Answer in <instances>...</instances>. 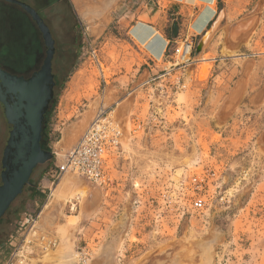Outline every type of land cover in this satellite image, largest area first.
<instances>
[{
    "label": "rangeland",
    "instance_id": "rangeland-1",
    "mask_svg": "<svg viewBox=\"0 0 264 264\" xmlns=\"http://www.w3.org/2000/svg\"><path fill=\"white\" fill-rule=\"evenodd\" d=\"M18 1L50 28L59 86L47 119L45 149L53 156L34 169L0 220V264L12 237L23 238L25 214H41L49 202L44 219L54 225L37 228L58 244L44 250L35 241L29 264H264V0H224L222 24L198 56L202 35L190 62L164 57L154 68L143 65L127 34L135 20H146L150 0L111 7L109 25L86 19L71 0ZM228 14L256 20L235 34L233 25L244 18L226 25ZM38 40L44 48L31 14L0 0L2 58L13 62L19 47L29 43L35 51ZM103 110L123 134L103 184L68 172L52 186L59 154ZM83 120L85 128L65 147L67 129ZM9 129L0 106V184ZM65 178L75 182L72 190L58 191ZM29 186L42 195L32 199Z\"/></svg>",
    "mask_w": 264,
    "mask_h": 264
},
{
    "label": "water",
    "instance_id": "water-1",
    "mask_svg": "<svg viewBox=\"0 0 264 264\" xmlns=\"http://www.w3.org/2000/svg\"><path fill=\"white\" fill-rule=\"evenodd\" d=\"M8 1L21 5L33 16L43 32L49 49L42 69L28 79L23 76L12 75L0 69V78L2 79L3 87L6 88V93L9 94V97L14 100V104L12 106L7 104L6 109L7 119L12 126L10 138L2 160L0 220L7 213L14 200L22 194L25 186L30 183L34 169L53 156L50 150L42 147L41 139L45 112L53 96L54 76L52 74V59L55 52L54 39L49 27L32 6L18 0ZM222 12L224 13L223 18L218 22ZM224 17L225 11L222 10L211 27L202 35L197 45V56L203 51L211 36L222 24ZM245 20L250 22V25L247 28H243L242 31L252 27L255 23L256 16H251L242 21ZM240 22L233 25V29ZM238 86V89L233 94L236 95L235 98L240 94L242 81H240ZM1 90L2 88L0 87V97L4 100V95H2ZM233 95L231 99L234 98Z\"/></svg>",
    "mask_w": 264,
    "mask_h": 264
},
{
    "label": "crops",
    "instance_id": "crops-1",
    "mask_svg": "<svg viewBox=\"0 0 264 264\" xmlns=\"http://www.w3.org/2000/svg\"><path fill=\"white\" fill-rule=\"evenodd\" d=\"M71 1L78 13L83 11V14L86 15V19L93 20L98 23L102 22L103 24L107 22V25H109L111 21L109 20L111 7L117 6L121 3V1L125 0ZM150 1L153 2L154 7L150 8L149 11L144 14L146 16V20H135L129 25L127 34L129 35V39L132 44L140 51L143 57V65L146 63L150 65L151 68L152 66L154 68L157 65V62L163 60L166 56L170 43L175 41L179 42L188 36H193L194 41L198 40L199 36L203 35L216 20L222 9V3L224 0ZM105 17L107 20H105ZM230 17L228 14V19L230 20H227L226 25H228V23H234L237 20L240 21L243 18L248 19L251 16H248L247 14L244 17L234 20H231L232 17ZM146 69L150 73V69ZM140 80L141 77L138 78V81ZM125 96L123 98L119 96L118 99L121 98L119 102L130 98L129 95ZM133 102L135 109L136 99H134ZM50 188L52 189V186H50ZM51 195L52 194L49 195L48 199H50ZM49 204L50 202L45 205L40 214L38 223L42 229H51V225H54V221H52V219H44V211ZM61 209L62 207L57 208L55 212L57 215H55L56 219L54 220H58L59 215L62 212Z\"/></svg>",
    "mask_w": 264,
    "mask_h": 264
},
{
    "label": "built area",
    "instance_id": "built-area-1",
    "mask_svg": "<svg viewBox=\"0 0 264 264\" xmlns=\"http://www.w3.org/2000/svg\"><path fill=\"white\" fill-rule=\"evenodd\" d=\"M194 45L193 36L185 37L179 42H172L168 46L165 57L178 58L176 64H187L192 60ZM109 115L107 110H103L102 115L93 121L76 145L65 154L63 162L51 169L49 174L52 186L67 172L76 173L90 182L103 184L109 158L114 151L120 148L123 135L119 124ZM39 218L40 214H25L19 223V231L24 236L20 242H16L18 236L12 237V251L5 264H28L26 261H29L35 241L44 250L58 244L57 239L39 231L37 228ZM80 259L86 261V258L81 256Z\"/></svg>",
    "mask_w": 264,
    "mask_h": 264
},
{
    "label": "flooded vegetation",
    "instance_id": "flooded-vegetation-1",
    "mask_svg": "<svg viewBox=\"0 0 264 264\" xmlns=\"http://www.w3.org/2000/svg\"><path fill=\"white\" fill-rule=\"evenodd\" d=\"M37 12L39 13V11H37ZM32 18H33V16H32ZM33 21L35 22L36 26L38 27L39 31L42 34V40H43L44 48L41 46L40 40H38V46H35L36 47L35 51L31 48V45L29 43H26V46L19 47L20 52L18 54H15L14 61H13V62H15L16 65H14L13 62H6L2 58V56L0 55V69L4 70V71H6L12 75L23 76L27 79L32 77L35 73L39 72L42 69V67L45 64V61L47 59L48 49H49L48 45L46 44V40L44 38L43 32L39 28L37 21L34 18H33ZM19 34H20V36H24V32H19ZM51 35H52V33H51ZM24 37H26V36H24ZM54 45H55V52H54V56L52 59V74L54 76L53 96L49 102L48 109L45 112V116L49 113V111L51 109V106H52L54 99L56 97V89L59 86V78H58V74L55 70V68H56L55 58H56V52H57L55 39H54ZM0 87L2 88V90H1L2 95H4V100L1 99V97H0V106L2 108V112L4 114V117L7 120V126L11 127L12 125L9 123V121L7 119L6 109H7V104L9 106H12L14 104V100L11 97H9V94L6 93V88L3 87V83H2L1 78H0ZM45 116H44V121H45ZM44 121H43V128H44ZM10 130L11 129H9V137L7 139V143H6V146L4 148V153H5V149L7 147V144H8V140L10 138ZM42 139H43V130H42ZM42 139H41V145H42ZM4 153H3V157H4ZM2 160H3V158H2Z\"/></svg>",
    "mask_w": 264,
    "mask_h": 264
},
{
    "label": "bare ground",
    "instance_id": "bare-ground-1",
    "mask_svg": "<svg viewBox=\"0 0 264 264\" xmlns=\"http://www.w3.org/2000/svg\"><path fill=\"white\" fill-rule=\"evenodd\" d=\"M96 14V13H95ZM222 17V16H221ZM250 25V22H248V21H246L245 20V22L244 23H242V24H239V25H237V27L235 28L236 29V31H239L240 33H241V31H242V29L243 28H247L248 26ZM234 29V30H235ZM143 31V30H142ZM236 31H235V34H239V33H236ZM142 33V32H141ZM140 33V34H141ZM233 33V32H232ZM139 34V33H138ZM144 34V33H143ZM234 34V35H235ZM207 36H208V34H207ZM206 36V37H207ZM206 37H205V39H206ZM159 55V54H158ZM96 108V107H95ZM92 110H94L93 108H92ZM91 110V111H92ZM89 112V111H88ZM87 112V114H85V115H87V116H89L88 114H90V113H92V112H89L88 113ZM94 113V112H93ZM92 113V114H93ZM92 114H90L91 116H89V117H92ZM102 115V112H101V114H99L98 115V117H100ZM87 116H86V118L85 119H87ZM84 118V117H83ZM82 118V119H83ZM90 119V118H89ZM80 122V121H79ZM79 122H77V123H79ZM93 123V122H92ZM91 123V124H92ZM74 124V123H73ZM88 123L86 122V125H87ZM83 126H85V122H84V120L83 121H81L78 125H75V126H72V127H69L68 129H67V131H66V133H65V137H64V146L65 147H69V146H71L72 144H73V142L77 139V137H78V135H79V133L81 132V130L82 129H84L83 128ZM91 126V125H90ZM89 126V127H90ZM88 130V129H87ZM86 130V131H87ZM73 148V147H72ZM71 148V149H72ZM66 153V152H65ZM65 153H61V154H59V158L61 157L62 159H61V161H60V163H62L63 162V160H64V157H65ZM68 173V172H67ZM71 173H73V172H71ZM74 174H76V173H74ZM72 179H68V178H65L62 182H61V185L59 186V187H57L59 190L58 191H60V190H63L64 191V189H65V191H67L68 189H70V188H72V186L75 184V182H73V181H71ZM73 180H74V178H73ZM76 186V185H75ZM56 188V189H57ZM72 189H70V190H68V191H71ZM64 191V192H65ZM74 191V190H73ZM66 193H68V192H66ZM53 194H54V192H53ZM47 235V234H46ZM47 236H49V235H47ZM49 237H51V236H49ZM51 238H54V237H51ZM54 239H56V238H54ZM41 244V243H40ZM54 247V246H53ZM58 252V251H57ZM49 254H50V252H49ZM48 254V255H49ZM53 254V253H52ZM55 254V253H54ZM51 255V254H50ZM53 256V255H52ZM27 257V256H26ZM50 258V257H49ZM52 258V257H51ZM53 259V258H52ZM55 259V258H54ZM28 260H30V257H29V259ZM26 263H28L29 264V261H26Z\"/></svg>",
    "mask_w": 264,
    "mask_h": 264
},
{
    "label": "trees",
    "instance_id": "trees-1",
    "mask_svg": "<svg viewBox=\"0 0 264 264\" xmlns=\"http://www.w3.org/2000/svg\"><path fill=\"white\" fill-rule=\"evenodd\" d=\"M49 114V113H48ZM48 114L45 116V121H44V128H43V139H42V146L44 148H46V142H47V138H48V128H47V119H48ZM32 189V195L31 198L34 199L36 196L38 195H42L40 194V192L38 191L36 186H29ZM8 212V211H7ZM16 218H19L20 216V209H18L16 212Z\"/></svg>",
    "mask_w": 264,
    "mask_h": 264
}]
</instances>
